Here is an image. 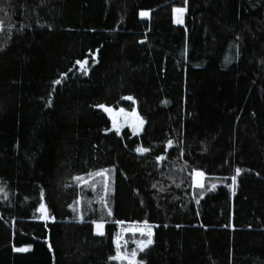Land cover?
<instances>
[{
	"label": "trees",
	"instance_id": "1",
	"mask_svg": "<svg viewBox=\"0 0 264 264\" xmlns=\"http://www.w3.org/2000/svg\"><path fill=\"white\" fill-rule=\"evenodd\" d=\"M144 222L145 264H264V0H0V264H118Z\"/></svg>",
	"mask_w": 264,
	"mask_h": 264
},
{
	"label": "rangeland",
	"instance_id": "2",
	"mask_svg": "<svg viewBox=\"0 0 264 264\" xmlns=\"http://www.w3.org/2000/svg\"><path fill=\"white\" fill-rule=\"evenodd\" d=\"M174 20H175V14H174ZM176 21V20H175ZM177 23V22H176ZM182 24V23H178ZM100 105H104L105 107H99ZM98 107L108 116L110 120V129L116 132H120L124 128H128L132 134L137 135L141 132L144 120L142 117L138 114L136 109L133 107L131 109L121 108V107H113L108 106L105 104H100ZM108 109V110H106ZM143 121L141 124L140 121ZM143 152V151H140ZM203 183V177L198 176L197 172L193 175V184L194 185H201ZM106 193H109V190L107 188ZM101 196H99L100 200ZM41 200V197H40ZM40 200L38 201L36 208L33 212V217L41 218L44 214V212L40 211L42 203H40ZM47 213L50 216V211L46 204H44ZM103 208V206H101ZM104 210V209H103ZM145 227V225H139V224H119V233L117 237L120 238V251L130 253L133 249H137V244L135 241L137 240H143L147 239V233L146 232H140V231H130L132 228H142ZM151 229V226H147ZM94 230L96 231V226L94 224ZM96 233H98L96 231ZM100 234V233H99ZM116 245V244H115ZM117 253V252H116ZM115 253V255H116ZM118 264H128V261L126 260H116Z\"/></svg>",
	"mask_w": 264,
	"mask_h": 264
},
{
	"label": "snow or ice",
	"instance_id": "3",
	"mask_svg": "<svg viewBox=\"0 0 264 264\" xmlns=\"http://www.w3.org/2000/svg\"><path fill=\"white\" fill-rule=\"evenodd\" d=\"M186 11V8H182V7H175L173 9V12L175 14V20L177 23H183V14L184 12ZM150 14V11H145V10H142L140 12V15L141 16H148ZM78 64H81V67L83 68L86 64H87V61H77ZM55 83L59 84L60 81L57 80L55 81ZM51 101H49L50 103ZM99 107H105L104 105H100ZM108 110V109H106ZM140 123L142 124L143 121L141 120ZM169 144L172 143V141H168ZM137 151H147V149H144L142 147H138L137 148ZM236 172L239 173L240 172V169L237 168L236 169ZM197 175L198 176H203L204 174L202 172H197ZM232 180H233V183H235L236 181V177L233 176L232 177ZM40 211L41 212H47V209L45 207V205H41V208H40ZM108 212L109 214H111V208L108 209ZM45 219H47L48 217L45 216L43 217ZM93 223L95 224L96 226V231L98 233H103V221H93ZM145 223V227H142V228H132L130 229V231H140V232H146L147 233V239H143V240H137L135 241V243L137 244V249H133L130 253H127V252H121L120 251V238L119 237H116V245H117V253L114 257H110L111 259H115V260H126L128 261V264H145L144 261L142 260H138L137 259V254H138V250L139 251H143L144 249L148 248L152 243H153V239H152V231L150 228H148L146 225H147V222H144ZM27 247H30V246H27ZM20 250H27L26 248L25 249H20Z\"/></svg>",
	"mask_w": 264,
	"mask_h": 264
},
{
	"label": "water",
	"instance_id": "4",
	"mask_svg": "<svg viewBox=\"0 0 264 264\" xmlns=\"http://www.w3.org/2000/svg\"><path fill=\"white\" fill-rule=\"evenodd\" d=\"M40 197H41L40 203H42L43 205L46 204V201H45V199L43 197V194H41ZM45 216H47L48 218L47 219L43 218ZM50 216L48 215L47 212L46 213L44 212L43 216L40 219H42V220H48L50 218Z\"/></svg>",
	"mask_w": 264,
	"mask_h": 264
}]
</instances>
